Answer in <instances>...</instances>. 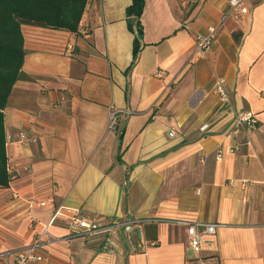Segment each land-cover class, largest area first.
I'll return each instance as SVG.
<instances>
[{"label":"crops","instance_id":"1","mask_svg":"<svg viewBox=\"0 0 264 264\" xmlns=\"http://www.w3.org/2000/svg\"><path fill=\"white\" fill-rule=\"evenodd\" d=\"M131 4L88 0L75 33L21 25L30 80L3 111L12 180L0 188V254L29 246L58 211L32 264H198L178 221L219 224L207 264H264V0L222 25L228 0H144L133 66ZM209 27L216 40L195 54ZM218 79L233 110L256 115L251 146L225 132ZM76 211L143 223L107 251L102 235L68 236Z\"/></svg>","mask_w":264,"mask_h":264},{"label":"built area","instance_id":"2","mask_svg":"<svg viewBox=\"0 0 264 264\" xmlns=\"http://www.w3.org/2000/svg\"><path fill=\"white\" fill-rule=\"evenodd\" d=\"M243 1L244 0H228V11L222 14L220 25L228 18L234 20L240 18ZM218 29L219 27H209L205 35L196 36L194 47L195 54L204 56L210 50L216 40ZM163 74L162 70H156L154 72V77L161 78ZM224 83L223 79H218L214 85V93L218 96L220 103L228 109L230 116V121L225 132L233 139L237 138L239 135H243V144L251 146V133L257 128L258 124L256 115L248 111L233 110L230 106ZM117 114L118 113L115 111H110L108 125L110 129L114 128ZM169 135L173 136V132H170ZM240 145L241 144L236 141L232 147V152L237 151ZM221 157L222 152L218 150L216 158L220 160ZM8 171L9 169L7 168V172ZM58 215L59 212L56 211L48 223L43 226L41 231L35 234L29 246L12 252L1 253L0 260H2L4 264H32L43 261L44 257L40 253V250L48 241V229L54 226ZM142 223L143 221H114L108 225L101 226L94 218L85 217L76 211L69 220L67 231L70 238L102 235L104 238L102 249L112 251L114 248L113 238L118 237L120 234L135 232L136 227ZM176 224L184 229L187 244L197 255L198 264H207L208 257L218 251L217 229L219 228V224L187 221H178Z\"/></svg>","mask_w":264,"mask_h":264},{"label":"trees","instance_id":"3","mask_svg":"<svg viewBox=\"0 0 264 264\" xmlns=\"http://www.w3.org/2000/svg\"><path fill=\"white\" fill-rule=\"evenodd\" d=\"M88 0H0V188H7L12 176L7 172L3 111L14 84L30 80L22 72L25 56L21 25L77 32ZM144 0H132L126 14L130 30L136 33L133 60L139 52L141 34L138 18ZM135 26V27H134Z\"/></svg>","mask_w":264,"mask_h":264},{"label":"water","instance_id":"4","mask_svg":"<svg viewBox=\"0 0 264 264\" xmlns=\"http://www.w3.org/2000/svg\"><path fill=\"white\" fill-rule=\"evenodd\" d=\"M135 232H137V234H139L140 233V229L139 228H136L135 229Z\"/></svg>","mask_w":264,"mask_h":264}]
</instances>
